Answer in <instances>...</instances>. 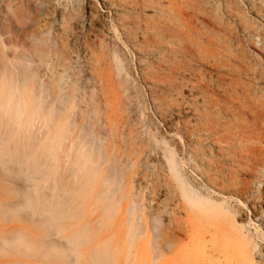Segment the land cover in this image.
Segmentation results:
<instances>
[{
    "label": "rangeland",
    "instance_id": "obj_1",
    "mask_svg": "<svg viewBox=\"0 0 264 264\" xmlns=\"http://www.w3.org/2000/svg\"><path fill=\"white\" fill-rule=\"evenodd\" d=\"M50 2L76 28L53 19L40 35L50 38L45 53L28 65L42 90L67 65L62 99L50 110L67 118L69 151L48 140L51 117L34 111L27 132L41 139L37 147L49 146L36 174L43 177L30 176L37 192H59L44 179L53 181L63 156L77 153L91 198L76 210L119 243L123 264H264V0ZM10 108L0 107V119L16 116ZM30 117L23 113L15 132ZM5 169L0 264H27L18 240L31 242L33 218L26 209L15 215L23 201L5 191L34 188ZM109 174L113 182L95 198Z\"/></svg>",
    "mask_w": 264,
    "mask_h": 264
},
{
    "label": "bare ground",
    "instance_id": "obj_2",
    "mask_svg": "<svg viewBox=\"0 0 264 264\" xmlns=\"http://www.w3.org/2000/svg\"><path fill=\"white\" fill-rule=\"evenodd\" d=\"M36 1L0 0V36H5L4 41L0 39V45L4 43V47H10L12 59L9 61L8 55L5 52H2L1 55L0 51V107L7 114L11 111L10 107L15 106L16 108V116L12 119L8 116L0 119V148L2 149L0 150V164L11 169L9 172H12L13 169L14 174L24 178L23 183L27 181L31 183V188L36 185L32 183L30 176L37 179L43 177L36 174L41 161L44 162L41 159V151L44 148H49L46 145L47 141L43 146L37 147V143L41 142V139L38 140L37 135L27 132L35 120L32 118L34 111L40 117H51L52 125L48 127L46 133L48 140H56V144L62 149V152L69 151V148L63 145V141L68 137L61 129V126L67 122V118L56 110V112L50 110L56 101L62 99L60 92L63 89L62 81L66 77L67 65L63 63L61 65L63 72L57 71L55 77L52 76L50 82L46 84L45 90H42L38 82L33 79L35 69H31L28 63L33 62L34 57L41 58L45 53L50 38L40 35L52 29L51 26H46L53 19L59 20L62 25L76 28L75 23H72L74 17L71 14H59L57 6L53 5L51 0H39L47 4L44 7L35 6L34 2ZM54 13H56L55 17H50ZM39 21L45 22L43 25L46 28L42 31L39 30ZM71 36L70 33L66 38ZM66 38L62 34L60 35L62 45L68 47L70 42ZM18 48L19 51H17ZM68 51L69 49L66 48L63 50V57H68ZM23 113L31 116L25 123L26 130L15 132L16 128L22 125L19 119ZM69 126L72 127L73 124H69ZM72 130L69 128V132ZM81 131L84 129L82 128ZM11 133L14 134L10 139L12 147L4 148L3 143L7 140L5 137ZM82 142H84L83 147L88 145L85 135L82 136L78 144ZM53 148L56 147L52 145L51 149ZM55 153H52L53 157L56 156ZM78 157L77 153L74 155L66 153L63 156V165L60 166V171L53 181L49 177L44 179V185L46 180L51 181L58 187V191L62 192L61 194L59 192H55L53 195L44 192L38 193L35 188L31 192L19 193L13 188V190L3 188L10 196L14 195L23 201L22 208H17L14 214L26 209L30 211V217L33 218L31 242H26L25 238L18 240L19 248H22L20 257L28 258L25 261L27 264H73V261L77 260L78 264H123L126 259L123 255L116 259V253L120 250L119 243H116L109 234L102 232L101 228L93 222L88 219L84 220L81 212L76 210L80 203L82 204L90 197L89 182L86 176L77 175L79 170L83 171L81 168L76 169ZM95 162L96 160L92 158V163ZM9 164L12 166L9 167ZM8 177L10 178V175ZM8 177L5 175V181L9 180ZM69 177H72L75 183L69 182ZM110 182H113V174H109L97 183L95 198L100 199L103 196ZM68 183L72 184L67 186ZM112 191L113 189L110 192ZM66 193L68 194L66 195ZM194 203L198 207L213 208L204 201L197 202L195 200ZM0 214L4 213L1 211ZM89 223H92L93 227Z\"/></svg>",
    "mask_w": 264,
    "mask_h": 264
},
{
    "label": "snow or ice",
    "instance_id": "obj_3",
    "mask_svg": "<svg viewBox=\"0 0 264 264\" xmlns=\"http://www.w3.org/2000/svg\"><path fill=\"white\" fill-rule=\"evenodd\" d=\"M73 264H78V260L77 261H73Z\"/></svg>",
    "mask_w": 264,
    "mask_h": 264
}]
</instances>
